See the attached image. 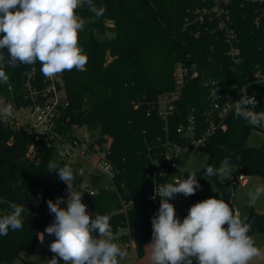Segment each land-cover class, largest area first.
Returning <instances> with one entry per match:
<instances>
[{"label": "trees", "instance_id": "16d2710c", "mask_svg": "<svg viewBox=\"0 0 264 264\" xmlns=\"http://www.w3.org/2000/svg\"><path fill=\"white\" fill-rule=\"evenodd\" d=\"M93 2L97 7H105L106 11L102 17L87 22L93 15L87 6L77 9V14L86 20V27L79 34V44L87 54L88 62L85 71L73 69L62 74L69 102L65 114L70 122L97 130L111 139V158L119 170L116 177L118 192L101 190L95 196H87V200L91 203L93 215L110 216L113 234L124 226H129L132 235H135L134 231L138 233L137 251L142 256L145 244L152 238L154 215L148 195L154 181L153 174L155 172L157 180L162 183L167 178L159 177L151 160L157 159L169 171L164 159L165 142L170 139L183 142L177 127L185 122L190 112L195 114L198 126L196 137L206 131L207 94L212 81H222L229 90L231 83L242 84L250 73L264 68V22L256 26L253 6L237 4L234 18L242 38L245 60L232 69L226 64V47L221 40L213 34L197 38L193 28L184 26L185 19L195 9L210 5L212 0ZM106 30H113L114 36L97 37L98 32ZM178 61L195 65L200 76L187 84L184 98L178 102L177 111L165 129V122L154 105L159 95L174 88L173 69ZM40 67L39 62L6 66L9 84L17 98L25 81L43 80ZM203 82H208V86L204 87ZM8 86L0 84V90L7 92ZM247 90V95H254L258 101L254 110L264 111V83ZM226 125L225 129L215 131L202 148L209 157L206 164L195 171L201 187L190 197L197 202L210 198L205 190L213 182L219 193L215 198L224 199L234 209L232 196L238 187L233 183L236 177L243 174L264 178V127L250 125L243 118L236 117L234 111L227 118ZM255 129L263 135L258 146L247 143ZM33 141V135L24 129H11L0 122V217L10 214L11 203L28 210L22 214V229L9 230L8 235L0 236V263L3 264H15L23 252L54 255L49 245L55 236L48 235L45 229L55 216L49 212L47 201L63 197L65 185L57 180L56 172H49L53 165V150L47 149L44 154L38 151L39 155L33 159L27 155ZM209 165L216 169H227L228 165L233 168L227 171L226 178L219 175L209 177L205 176ZM190 173L186 172L182 179ZM119 194L134 202L127 215L117 212ZM246 218L251 224L249 235L264 231V213L247 205ZM113 239L117 243L124 237L113 235ZM26 263L44 264L30 260Z\"/></svg>", "mask_w": 264, "mask_h": 264}, {"label": "clouds", "instance_id": "9594fccd", "mask_svg": "<svg viewBox=\"0 0 264 264\" xmlns=\"http://www.w3.org/2000/svg\"><path fill=\"white\" fill-rule=\"evenodd\" d=\"M85 6L93 14L87 22L106 11L93 0H0V84L10 86L6 66L19 64L39 62L40 72L47 79L73 69L85 71L88 56L79 44V34L86 20L77 14V9ZM203 86L207 87L208 82ZM243 93L233 103L235 116L252 126L264 127V111L254 110L256 97ZM13 115V104L0 107V117ZM53 171L67 186V201L63 208V197L47 201L49 212L55 216L45 229L55 236L49 245L54 255L48 264H120L128 253L114 242L110 216L89 213L82 202L83 193L74 188L76 176L70 166L51 165L49 172ZM226 173V168L211 165L205 170L209 177L226 178ZM200 187L196 173L191 172L186 179L177 178L155 188L153 198L158 195L161 200L152 218V238L147 245L151 264H251L264 259V252L249 235L251 224L247 218L222 198L210 197L193 204L181 222L169 200L176 194L194 195ZM247 196L248 207H254L264 196V185L256 186ZM9 207L10 214L0 217V236L24 225L22 214L28 212L27 208L16 203Z\"/></svg>", "mask_w": 264, "mask_h": 264}, {"label": "built area", "instance_id": "2783aa9c", "mask_svg": "<svg viewBox=\"0 0 264 264\" xmlns=\"http://www.w3.org/2000/svg\"><path fill=\"white\" fill-rule=\"evenodd\" d=\"M237 4H250L253 6V23L261 26L264 22V0H212L211 4L197 8L191 16L185 19L184 26L194 29L193 34L199 38L207 34L215 35L226 47V64L234 69L241 65L244 60L243 43L238 25L235 22L234 12ZM200 71L185 61H178L173 69L174 88L159 95L154 107L161 119L165 122V129L170 117L177 111L178 102L184 98L187 84L199 78ZM207 94L208 108L205 112L208 126L201 136L196 137L198 126L195 114L190 112L185 122L179 124L177 133L183 142L178 140H167L165 142L164 159L167 163L166 171L157 159H152V164L158 172L159 177L167 176L165 183H170L172 171L179 169L187 172V166L178 165L175 160L181 153L192 157L197 149L206 147L210 137L218 129L226 128V120L234 111L233 103L241 98L248 87L264 83V68H259L250 73L242 84L233 82L230 89H225V83L214 80ZM63 75L53 79L43 78L42 81L28 79L19 92V98L14 95L13 86L7 87V92L0 90V107L7 103L14 106L13 117H0V122L11 129H24L33 135L34 141L30 144L27 155L30 158L37 157V153L44 154L47 149L53 150L52 164L57 167L70 166L77 182L74 188L83 193L82 202L87 205V210L92 213L91 203L87 196H95L101 190L117 191L116 177L118 168L111 158L112 142L106 135L99 131L88 129L84 125L72 123L66 118L65 109L69 102L66 99ZM85 131L81 134V129ZM39 151V152H38ZM171 158V159H168ZM65 185L64 203L60 206L66 207L67 186ZM154 181L148 195L151 212L157 215L161 198L156 195L155 188L162 184L157 180L155 172ZM183 178V177H182ZM179 178V179H182ZM246 180V176L240 174L234 180L239 185ZM120 207L117 212L127 215L133 208L134 202L126 196L119 194ZM176 208V198L169 200ZM236 209V208H234ZM237 210V209H236ZM120 228L115 236L122 235L124 240L117 242L121 248L130 251L134 260L133 252L137 249L136 235H132L129 226ZM144 233H141L143 236ZM129 264V263H128Z\"/></svg>", "mask_w": 264, "mask_h": 264}, {"label": "rangeland", "instance_id": "374dc122", "mask_svg": "<svg viewBox=\"0 0 264 264\" xmlns=\"http://www.w3.org/2000/svg\"><path fill=\"white\" fill-rule=\"evenodd\" d=\"M114 34L115 33L113 30H106L105 32H98L97 37L100 39H105V38L114 36ZM84 131L85 129L82 128L79 131V133L82 134ZM262 137H263L262 133L255 129L252 131L250 137L247 139V143L252 146H258L261 144ZM208 157H209V154L204 149H197L192 157H190L186 153H181V155L175 160L178 162V165L187 166V172H195V171L200 170L206 164ZM232 168H233L232 166L228 165L227 171H231ZM183 175H184V171H181L177 168L172 171V178H176V177L182 178ZM248 177L250 181H254L255 179H260V178L262 179V177L260 176H258L259 178L257 176L256 177L248 176ZM170 182H173V180L171 179ZM242 188L243 187L240 183L233 193V200L235 204H241L240 202H242V200H245L246 198V195L242 191ZM205 193L206 195H209L211 197H216L219 195L218 191L216 190V186L213 182H210L209 185L206 187ZM173 198H176V208H175L176 215L182 222L184 217L187 216L189 208L193 204L197 203V201L193 200L190 196L185 197L182 194H176ZM239 206H240L239 210H240L241 217L242 218L247 217V203H245L244 205L243 204L239 205ZM256 239L257 238H255L257 246H259L260 248L263 247V251H264V236H261L260 241ZM150 242L151 240L147 241V243L145 244L144 254L142 256H140L137 249L134 250L133 252L134 260L132 259L130 251L122 248L127 251L128 255L124 260L121 261V263L122 264H127V263L129 264H133V263L134 264H151L150 259H149V249L147 247V245ZM51 259H52V256L50 254L38 255V254L29 253V252H23L21 254V258H18L15 261V264H28L26 263V260L38 261L44 264H48V261H50ZM0 264H3V263H0ZM251 264H264V259L253 260Z\"/></svg>", "mask_w": 264, "mask_h": 264}, {"label": "crops", "instance_id": "0c3cea01", "mask_svg": "<svg viewBox=\"0 0 264 264\" xmlns=\"http://www.w3.org/2000/svg\"><path fill=\"white\" fill-rule=\"evenodd\" d=\"M252 177H256V176H252ZM258 177V176H257ZM261 177V176H260ZM249 177L246 176V180L243 181L241 183L242 185V191L245 193L246 195V198L245 200H242V202H240L241 204H235L234 200H233V196H232V203L234 205V208H236L237 210H239L240 206L239 205H244L245 203H247L248 205V196H247V193L250 191V190H254L256 186L258 185H264V178L262 177V179H255L254 181H250L248 179ZM259 178V177H258ZM254 208L257 210V211H260L262 213H264V196H262L256 203V205L254 206ZM240 212V210H239ZM261 236H264V231L263 232H260V233H256L253 235L254 239L257 238L256 240L260 241L261 239ZM263 243V242H262ZM262 252L263 251V247L261 248ZM134 264V263H133Z\"/></svg>", "mask_w": 264, "mask_h": 264}, {"label": "water", "instance_id": "95a60500", "mask_svg": "<svg viewBox=\"0 0 264 264\" xmlns=\"http://www.w3.org/2000/svg\"><path fill=\"white\" fill-rule=\"evenodd\" d=\"M134 234H135V235L137 234L136 231H134Z\"/></svg>", "mask_w": 264, "mask_h": 264}]
</instances>
